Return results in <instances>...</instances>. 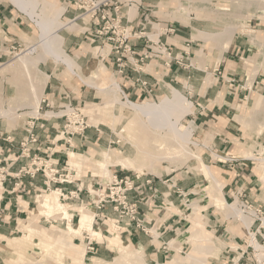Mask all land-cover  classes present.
Here are the masks:
<instances>
[{
  "label": "rangeland",
  "instance_id": "374dc122",
  "mask_svg": "<svg viewBox=\"0 0 264 264\" xmlns=\"http://www.w3.org/2000/svg\"><path fill=\"white\" fill-rule=\"evenodd\" d=\"M58 1L61 5H65L61 18L64 21H70L72 17H69L68 14L69 11H72V7L69 0ZM117 1L120 2L119 5L128 19L131 31L127 46L119 40L118 42H104L98 36H91L88 30L83 33L88 24H83L82 21H77L80 26L79 29L68 31L62 28L59 33L64 38L63 46L66 53L75 57V63L80 65V72L83 75H89L90 71L93 68L95 69L99 62L105 64L104 74L109 76L112 82L119 83L117 96L119 102L126 103L123 107L117 102L110 101V97L105 94V91L98 90L95 87L100 81V77L91 82L86 81L80 77V72L71 63L69 65L62 62L56 63L53 58H48L45 62L39 63V68L45 72L42 66L45 65L44 67L52 71L53 75L59 77L65 84V90L60 92H62L61 96L66 97L59 100V103L68 104L70 102L75 105L85 116L89 125L81 132L84 136H80L83 141L86 139L87 142L80 144L77 150H68V154L71 151L82 154L89 159L84 161V164L82 163L79 172L72 168L74 172L75 170L78 172H75L78 174V176L76 174L75 176L78 178L76 183L80 187V195L88 198L94 197L92 195L93 190L98 187L104 188L107 180L116 172L155 175L162 180L178 174L181 179L183 178L182 175L196 178L199 186H196L195 190H201L203 195L206 196L201 201V205L207 203L211 205L213 204L211 199L213 195L224 200L223 195H227V189L222 187L232 178L235 170L238 171V165L236 166V164L243 166L242 169H250L253 166V170L259 178L256 180V187L258 188L255 192L256 195L253 194L250 197V194H245L239 180L237 187L239 193L233 192V189L230 193L233 192L234 198L226 196L227 200L224 201L226 203L239 202L242 213L252 220L249 232L259 229L254 236L261 247L256 248L249 242L251 237L247 233L249 227L247 228L240 220L225 215L227 213L225 209L213 207L208 209L207 212L214 209V213L221 214V219L225 218L226 220L225 224H227L229 233L232 236H238L237 241L240 244L248 245L249 257L254 259L256 263L262 261L264 259V224L262 220V217L264 218V182L262 180V175H264V112L263 109H260L254 114V117L249 112L253 108L252 104L259 97L264 96V47L250 42V35L245 30L248 28L257 30L260 40L264 42V4H252L249 7L244 5L242 8H238L230 0H212V5L220 11V14L207 18L203 16L202 12L198 13L194 9L189 12L178 11L175 13L174 10L178 3L187 6V0ZM4 7L8 10L9 16L6 12L7 17H3L4 19L0 20V24L17 34V40H12L9 47L4 48L6 56L9 58L6 62L8 64L27 45L36 43L39 28L25 12L9 0L0 1V9L2 10ZM219 23L224 25L220 26ZM228 24L236 25V33L233 34L227 48L222 51L221 59L217 63L216 55L219 49L210 48L211 44L209 42L204 43L200 38L201 36L195 33V30L219 31ZM0 35H4L1 28ZM67 40H69L68 47L65 48ZM236 45H240V47L238 48ZM102 48H107L106 53L102 52ZM198 49L202 50V60L201 57L197 56ZM118 56L123 57L124 67L126 68L124 74L118 72ZM6 63L0 66L2 67ZM133 67L143 70L146 78H149L151 86L140 87L137 85L136 78H139V74L134 72ZM18 71L19 69L0 71V102L3 104L1 108L2 106L8 108V105H10L16 109L11 119L0 116V136H3L1 133H7L6 130L20 125L25 118L23 113L28 110L25 107L22 108L17 104L15 106L12 104L15 98H12L14 94L11 89L16 88L15 93H21L26 85L24 76ZM108 87L112 88L113 84L109 83ZM172 88L179 89L193 105L191 112L181 116L179 125L185 127L191 124V140L195 144L191 142L188 147L194 156L186 155L176 161L161 158L154 161L157 166L154 169L144 166L143 169L137 170L111 164L109 166L111 177H103V174L99 172L100 170L91 160L97 159L101 150L109 149L114 155L118 156L133 155L135 152L132 145L126 143V139L121 138L119 135V133L126 132L123 126L133 114L130 102H158L162 97L169 96ZM44 91H48V89L41 90V94ZM71 92L75 93L74 99L66 94ZM249 116L252 120L248 118ZM243 119L250 121L248 124H243ZM249 152L252 155L247 156ZM233 158L235 160H231ZM204 165H207L209 170L217 176L219 187L221 185L220 189H215L210 185ZM227 188H230V186ZM40 193L43 192H36V194ZM187 197L192 198L195 196L188 195ZM61 202L68 203L66 206L67 208L70 206L69 210L77 211L73 212L75 215L72 220L74 225L77 224L80 218L78 207L82 205L90 207V204H87L86 201H84L86 204H70L69 201ZM4 204V202H1V206L6 205ZM36 204L34 197L28 199L20 197L16 201H12L11 204L6 205L9 208V214L7 211L4 212L2 217L4 224L1 228L9 225L11 233L0 231V264H15L18 261L19 254H21L20 252L34 259L41 257V247L32 243V241H37V236L31 237V240H26L27 242L24 244H14L7 240L12 237H25L26 234L21 227L28 222L26 221L28 212L33 210ZM165 207L166 209L164 208L163 211H173L174 209L171 205ZM203 208L204 206L201 209ZM202 216L205 222L201 225L204 227L207 218L204 214ZM37 224H39L41 230L52 234L50 232L55 228L64 231L66 220H61L59 215L56 214L50 218L40 217ZM225 224L221 228H224ZM98 227L102 229L100 225ZM106 227L110 228V225L108 224ZM113 229L115 228L113 227ZM222 231H218L211 236L213 239H210V242L201 243L205 244L206 247L213 245L214 242L218 246L220 243L227 245L224 239L219 237ZM229 233L224 231L221 234L224 237L229 236ZM114 234H117V232H113L112 235L102 232L103 237L100 241L105 239L102 246L108 245L106 238L114 237ZM202 236L206 237L203 234ZM120 238L122 240V237ZM230 238L232 239V237ZM154 241V243L157 242L156 239ZM72 242L76 244L84 242L83 236L73 238ZM108 248L111 250H107L104 257L99 254L87 255L111 260L116 256L117 248L109 245ZM226 248L228 249V246ZM211 255L216 257V252L215 254L211 253ZM181 256L186 255L181 254ZM181 256L177 259L179 264H191L190 261L181 260ZM63 262L72 264L70 253L65 255ZM222 262L218 264H232L226 262V260L225 263Z\"/></svg>",
  "mask_w": 264,
  "mask_h": 264
},
{
  "label": "bare ground",
  "instance_id": "6f19581e",
  "mask_svg": "<svg viewBox=\"0 0 264 264\" xmlns=\"http://www.w3.org/2000/svg\"><path fill=\"white\" fill-rule=\"evenodd\" d=\"M9 1L25 12V14L36 23L39 28V33L36 43L27 45L21 53H18L16 57H14L13 61H9L11 63H6L2 67L0 66V71L19 69L20 73L25 78L26 85L24 86V91L21 93H15L16 88L11 89L14 94L12 98H15V101H13L14 103L12 102V104H14V106L17 104L22 108H27L28 110L23 113L24 115H37V109L41 99V95L39 94H41V90L46 80L45 72L39 68V63L45 62L48 58H53L56 63L62 62L66 65L71 63L73 67L80 72V65L75 63V57L66 53L63 46L64 38L59 33L62 28L68 31H74L79 29L80 26L74 19L64 21L61 18V14L65 10V5H61L58 0ZM187 1V6L178 3L174 10L175 13L178 11L189 12L191 9H194L198 11V13L202 12L203 16L207 18L212 15L216 16L220 14V11L212 5V0ZM230 2H234L235 7L238 8H242L244 5L249 7L252 4H264V0H230ZM233 15L235 16V14ZM219 24L220 26L222 25L221 23ZM195 31L196 34L201 36L200 38L204 43L207 44V42H209L211 44L210 48L219 49V52L216 55L218 63L221 59L222 51L227 48L233 34L236 33V25L228 24L219 31L200 29H196ZM245 31L250 35V42L260 47H264V42L260 40L257 30L248 28ZM101 50L103 53H106L107 48H102ZM201 55L202 50L198 49L197 56L200 58ZM105 68V64L99 62L98 65H96V68H93L90 71L89 75L86 76L80 72V77L89 82L100 77V81L95 87L98 90L105 91V94L109 95L110 101L117 102L123 107L125 102H119L117 96L119 83L112 82L109 76L104 74ZM109 83L113 84L112 88L108 87ZM1 105L3 104L0 102V116H4L6 119L13 118L12 115L16 109H14V107L12 108L10 105H8L9 107L7 106L8 108L3 106L1 108ZM130 105L132 106L133 114L123 126V129L126 132L119 133V135L121 138L124 137L126 139V143L132 145L135 152L133 155L118 156L114 155L109 149L101 150L99 157L91 160L98 167L100 170L99 172L103 174V177H111L112 174L109 169L111 164H117L123 168H135L137 170L143 169L142 167L144 166H146V168L149 167L150 169H154L157 167L154 164V161L160 160L161 158L164 160L176 161L186 155H193L188 147V144L192 142L191 124L185 127L179 125V119L181 116L191 112L193 105L179 89L172 88L170 95L162 97L158 102H130ZM252 105L253 108L251 112H249L251 116L254 117V114L260 109H263L264 112V96L259 97ZM251 116L248 117L250 120H252ZM250 120L243 119V124H248ZM192 143L195 144V142ZM68 155V164L70 168H74L78 172L82 163L89 160L82 154H77L71 151ZM250 155L252 154L249 152L247 156ZM204 169L208 176V180L210 181V185L215 189H220L221 185L219 187V179L217 176L209 170L207 165H204ZM76 170L75 172H77ZM77 173H75L76 176H78ZM262 176L264 182V175ZM211 199L217 209H225L227 212L225 215L232 216L235 220H240L247 228L252 223L250 217L242 213L240 205L238 204L239 202L235 201L234 203H226L222 198L216 195H213ZM196 201L197 200L189 204L192 208L191 214L189 215L191 224L189 228H187L189 234L181 235L182 238L188 235L190 237L189 239L194 240L192 250L187 253L186 256H181V260L190 261L191 264H200L201 260L198 258L199 255L209 252V249L212 248H208L205 244L198 242V240L210 241L211 236L206 234V237H203L202 234H200V230L204 228L201 223L205 222V220L201 214L202 206ZM36 203V207L28 212L29 214L26 218V221L28 222L21 227L26 234L25 237H12L7 240L14 244H24L28 239L31 240V237L37 236V241H32V243L41 247V257L39 259H34L28 257L27 254L20 252L21 254H19L18 261L15 264H65L63 262L64 257L69 253L72 259V264H148L146 262L143 248L141 246L134 247L129 242L121 240L118 233L114 234V237L106 238L109 246L117 248V254L111 260L95 256L90 257L86 254V246L84 242L80 244L73 243L72 239L74 237H82L83 231H86L91 239L97 241L102 239V232L94 223L95 214L91 207L84 205L78 207L80 218L77 224L74 225L71 219L74 211L69 210L66 204L59 200V190L52 189L49 193L38 194L36 196ZM56 214L59 215V218L66 219V226L65 229H63L64 231L55 228L50 232L52 234H49L45 230L39 228L37 220L40 219V217L50 218ZM262 220L264 224L263 217ZM250 235L249 242L256 248L261 247V244L256 240L254 234L251 233Z\"/></svg>",
  "mask_w": 264,
  "mask_h": 264
},
{
  "label": "built area",
  "instance_id": "2783aa9c",
  "mask_svg": "<svg viewBox=\"0 0 264 264\" xmlns=\"http://www.w3.org/2000/svg\"><path fill=\"white\" fill-rule=\"evenodd\" d=\"M69 2L76 12L71 19L88 24L83 33L88 30L91 36H98L104 42H118L119 40L126 46L128 45L131 31L128 19L119 5L120 2L117 0H69ZM96 26L98 27L96 28ZM122 58L117 59V66L118 72L124 74L126 68ZM132 69L139 75L143 73L141 68L133 67ZM139 75V78H136L137 85L145 87L147 81ZM37 112V115L26 114L22 123L23 136L18 141L17 151H13V146L10 145V147H4L0 152V189H2L1 193H6L4 197L0 193V228L4 224L2 219L4 212L7 211L9 214V208L6 205L16 201L17 198H25L32 194L34 201H36L38 195L36 192L49 193L52 189L59 190V200L69 201L70 204L75 201L86 204L84 201L88 198L80 195V187L76 183L78 178L68 164V153H66L64 162H60L58 158L54 157V154L60 152L59 149H55L58 143L67 144L71 148L70 150L74 148L71 138L73 136L82 137L81 132L89 127L85 116L70 102L54 106L43 94ZM50 118L59 120L61 123L56 128L54 127L56 132L48 141L45 149L42 150L38 131H47V121ZM1 138L11 142L8 135ZM231 160H235V158ZM15 164H18L17 168H15ZM38 175L41 176V181L35 183V178ZM147 176L149 178H145ZM152 181L150 175L116 172L107 180L104 188L94 189L92 194L94 197L88 198L90 201L88 204L95 210V224L105 226L104 229L100 230L108 235L117 232L120 237L124 234H130L132 230H140L150 235L151 229L145 225L146 222L140 215L139 200L142 199L139 196L143 195L142 189L145 186L153 192L155 191V188L152 187ZM88 193L91 195L90 191ZM180 194L182 196L187 195V193L182 192ZM1 202L6 205L1 206ZM66 204L68 205V203ZM68 207L70 209V206ZM74 216L73 213L72 220ZM107 223L110 228L106 227ZM250 227L247 229L249 235L250 233L255 234L259 230L249 232ZM109 230L113 231L110 232ZM83 234L86 254L94 255L95 245L103 242V240L99 242L91 239L86 231H83ZM163 248H166V244ZM258 264H264V259Z\"/></svg>",
  "mask_w": 264,
  "mask_h": 264
},
{
  "label": "crops",
  "instance_id": "0c3cea01",
  "mask_svg": "<svg viewBox=\"0 0 264 264\" xmlns=\"http://www.w3.org/2000/svg\"><path fill=\"white\" fill-rule=\"evenodd\" d=\"M6 12H8V10L5 7L2 10L0 9V20L7 17ZM75 13L76 12L72 8V11H69L68 15L69 17L73 18ZM0 28L4 31V35H0V39H2V41H0L1 65L6 63L9 59L6 56V51L4 48H8L12 40H17V34L11 32L6 27L4 28L2 24H0ZM68 41L69 40H67L66 42L65 48L68 47ZM236 46L238 48L240 47V45ZM42 66L45 70L46 75V80L42 90L48 89V91H44L42 94L46 96L54 106L61 104L59 103V100H62L66 97L61 96L62 92H60L61 90H65V84H63L59 77L54 76L52 71L44 67L45 65ZM140 77L147 81V86H151L149 78H146L145 73L140 74ZM66 94L74 99L75 93L71 92ZM22 123L16 128L9 130L5 129V132L7 133H1L3 134V136H0V152L2 151V149H4V147H10V145L13 146V151H17L18 141L23 136ZM60 123L61 121L50 118L47 121V131H38L40 137V146L42 150H44L48 145V141L56 132L55 128ZM7 135L10 136V143L1 138ZM83 136L84 135H82V137ZM71 142L74 146V148L72 149L74 151L78 149L80 144H85L87 141L86 139L83 141L80 136H73L71 138ZM55 149H59L60 152L54 154V157L58 158L60 162H64L66 160V153H68V150H70L71 148L68 147L67 144L58 143L56 144ZM237 165L238 171L235 170V174L232 176V178H230L229 181L222 187H225L227 189V195H223L225 201L227 200L226 196L233 197V192L239 193L237 188L239 180L242 183V190H244L245 194H250V197L258 190V188L256 187V180H258L259 178L257 173H255V171L253 170L254 167L252 166L250 169H242L243 166L236 164V166ZM14 166L15 168H17L18 164H15ZM242 171L244 172L242 173ZM186 176L187 175H182L183 178L181 179L178 174H174L166 180H162L160 177L156 178L155 175H150V177H152L153 179L152 187L155 188V191L153 192L146 186L143 187V195L139 196L142 199L139 200V210L141 217H143L146 222L145 225L151 229V234H146L140 230H132L130 234H124L121 236L122 240H124L125 242H129L132 246H141L143 248L146 262L148 264H179V261L177 260L179 256H181V254L186 255L192 250L194 240L189 239L190 237L188 235L184 238H182L181 235L189 234L187 228H189L191 224L189 215L192 211V208L189 204H191L193 200H197V203L200 206H204V208L201 209V212L207 218V222L205 223L204 228L200 230V234H209L210 236H213L215 235V233L222 230L223 231L221 233H223L224 231L226 233L230 232L227 228V224H225V218L221 219V214H219L218 212L214 213V209H212L211 212H207L208 209L215 207L213 204L210 205L207 203L205 205H201V201L204 200L206 196L203 195L201 190H195L196 186H199L198 180L191 176ZM237 177L240 178L238 179ZM145 178H149V176ZM40 181L41 176L38 175L35 178L34 182L40 183ZM228 186H230V188H227ZM230 191L233 192L230 193ZM180 192L185 194L187 193V195L182 196ZM188 195H192L195 197L190 198L187 197ZM1 196H6V193H1ZM25 198H32V194L27 195ZM85 201L87 204L90 203L88 198L85 199ZM77 203L78 202L75 201L73 204ZM167 205H171V207H174L173 211H163L164 208L166 209L165 206ZM223 224H225V227L221 228ZM104 227L105 226H102V229H104ZM0 231L3 233H11L9 225L2 227ZM221 233L219 234V237L223 238L224 242H226L227 245L220 243V245L218 246L214 242L213 245L209 246L210 248L212 247L211 249H209V252L199 255L198 258L199 260H201L200 264H218L222 261H224L222 263H225V260L226 262H231L232 264H258L254 259L249 257L250 252L248 251V245H242L239 243V241H237V239H239L238 236H232L231 233H229V236L223 235L224 237H222ZM230 237H232V239ZM154 239L157 240L156 243H154ZM198 242L207 243L208 241L198 240ZM165 244L166 248H163ZM225 246H228V249ZM107 250L109 251L111 249L108 248V245L102 246V242L101 244L99 243L95 245V254L97 255L99 254L104 257ZM215 252L216 257L211 255V253L215 254ZM172 256L174 257L171 259Z\"/></svg>",
  "mask_w": 264,
  "mask_h": 264
}]
</instances>
